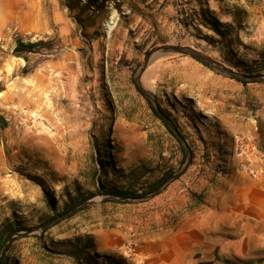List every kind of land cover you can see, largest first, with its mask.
Instances as JSON below:
<instances>
[{
    "label": "rangeland",
    "instance_id": "374dc122",
    "mask_svg": "<svg viewBox=\"0 0 264 264\" xmlns=\"http://www.w3.org/2000/svg\"><path fill=\"white\" fill-rule=\"evenodd\" d=\"M19 38L43 41L25 54L28 73ZM167 44L264 75V0H0V228H29L8 244L9 264H264L248 200L264 163V80L243 84L184 54L151 61L142 84L191 163L148 198L97 194L142 193L187 161L135 85Z\"/></svg>",
    "mask_w": 264,
    "mask_h": 264
},
{
    "label": "trees",
    "instance_id": "16d2710c",
    "mask_svg": "<svg viewBox=\"0 0 264 264\" xmlns=\"http://www.w3.org/2000/svg\"><path fill=\"white\" fill-rule=\"evenodd\" d=\"M209 20V19H208ZM210 26H212V28L217 31L219 34H222L221 30H220V25H222V23H220L217 19L212 18V21H209ZM43 44V41H35V42H25L22 39H17V43H16V47L14 49V53L15 55L22 57L26 60V66L23 69L24 73H28L31 71V66L29 65V57L27 55H25L26 53H31V52H35L36 48ZM198 60V59H197ZM201 62V61H200ZM205 64V63H204ZM207 65V64H205ZM208 66V65H207ZM210 69H212L213 71H215L216 73L222 74L226 77H231V78H235L236 80L242 82L243 84H247L249 82H253L251 80H246V79H242V78H237L234 76H231L227 73H224L222 71H220L219 69L213 68L208 66ZM243 75L246 76H255V75H260L259 73H254L252 71H246L245 73H243ZM136 88L137 90L147 99L148 104L150 106V108L152 109V111L154 112V114L161 119V121L165 124V126L167 127V129L169 130V132L171 134H173L178 141L180 142V148L181 151L183 153V161H185L187 159V154H186V149L185 147L181 144V141L179 140V138L177 137V135L175 134V132L173 131V129L169 126V124L167 123V121L162 117V115L160 114V112L165 113L166 117H168L177 127L178 125L176 124V122L173 120L172 115L169 111H167L162 104L160 103L159 99L157 98V106L152 102V100L146 95V93H144L137 84ZM182 135V133H181ZM182 137H184L182 135ZM101 163L103 164L104 161L103 159H101ZM149 172V171H148ZM173 175V171L171 170H166L163 172L162 176L153 181L152 183H149V186L146 190H144L142 193H133V192H129V191H123V190H115V191H111V190H107V191H103L102 189H99L97 191V194H104V195H114V196H119V197H141L145 194H148L150 192L155 191L156 189H158L167 179H169L171 176ZM96 194L92 193L90 194L88 197L86 198H80L78 200H72L71 203L66 204L64 206V208L61 211H58L56 213H54L53 215H51V217L48 218V220L51 219H55L58 216H61L65 213H67L68 211L74 209L75 207H77L78 205L82 204L85 201H88L90 198L94 197ZM73 215V214H72ZM70 215V216H72ZM47 221V220H46ZM28 227H25L22 222L20 220L14 219H8L0 228V255L2 253V250L6 244V242L8 241V239L11 236H14L17 232L22 231V230H28ZM16 237H13V240H15ZM9 246L7 247V250H9ZM83 251V250H82ZM80 253V251H79ZM78 256V255H77ZM77 258V257H76ZM78 260H79V256H78ZM263 258H260L259 261H262ZM230 262V261H228ZM89 264H124L122 261L118 260L115 257L112 256H104L101 257V261L99 262L96 258H93V260L89 259L88 260ZM0 264H9V261L7 259L6 254H4L1 259H0ZM231 264V263H230ZM235 264V263H234ZM243 264H252V262L247 261Z\"/></svg>",
    "mask_w": 264,
    "mask_h": 264
},
{
    "label": "water",
    "instance_id": "95a60500",
    "mask_svg": "<svg viewBox=\"0 0 264 264\" xmlns=\"http://www.w3.org/2000/svg\"><path fill=\"white\" fill-rule=\"evenodd\" d=\"M168 54H184V55L192 56V57L198 59L199 61H201L202 63L207 64L210 67L219 69L220 71H222L224 73H227V74H229L231 76L237 77V78H242V79H246V80H264V75L246 76V75H243V74L236 73L233 70H231V69L227 68L226 66H224L222 63H220V62H218L216 60H213L211 57H209L205 53L197 50L196 48H193V47H190V46L172 45V44L162 45V46L156 47L155 49L151 50L148 53V56L146 58L145 63L142 65V67L139 70L138 74L135 76V82L138 85V87L144 93H146V95L152 100V102L156 106H157V103H155V101L153 100L152 93L143 86L142 81H141V76H142L143 72L145 71V69L147 68V66L149 65V63L151 61H153L154 59H156L158 57H161V56H164V55H168ZM160 114L167 121L169 126L173 129V131L175 132V134L177 135V137L179 138L181 143H183V146L186 149L187 161H186L185 165L182 167L181 170H179L176 173H174L158 189H156L151 194L146 195L145 197H139L138 199L148 198L151 195H154V194L158 193L169 181H171V180L175 179L177 176H179L187 168V166L191 163V159H192L191 152L188 149L187 144L184 142V139H183L179 129L177 128V126L168 117H166L165 113L160 112ZM108 198L128 199L127 197H119V196H114V195H109ZM91 202L92 201H89V200L83 202L82 204L78 205L74 209H72V210L68 211L67 213L57 217L56 219H54L53 221H51L47 225L53 224L54 222L64 218L65 216H68V215L72 214L78 208L86 206V205H88ZM18 234H21V232H17L15 235H18ZM14 236H11L8 239V241L6 242V244H5V246H4L3 250H2V253L0 255V259L4 255V253H5V251H6L7 247H8V244L11 242V240H12V238Z\"/></svg>",
    "mask_w": 264,
    "mask_h": 264
},
{
    "label": "crops",
    "instance_id": "0c3cea01",
    "mask_svg": "<svg viewBox=\"0 0 264 264\" xmlns=\"http://www.w3.org/2000/svg\"><path fill=\"white\" fill-rule=\"evenodd\" d=\"M261 173L255 178H251V188L254 190L253 196L249 197V202L253 206L254 214L262 221L260 222L264 230V163H257Z\"/></svg>",
    "mask_w": 264,
    "mask_h": 264
}]
</instances>
